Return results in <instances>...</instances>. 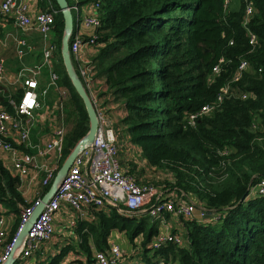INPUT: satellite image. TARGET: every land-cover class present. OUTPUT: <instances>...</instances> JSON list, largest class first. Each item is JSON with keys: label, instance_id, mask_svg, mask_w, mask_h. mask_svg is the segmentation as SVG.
I'll use <instances>...</instances> for the list:
<instances>
[{"label": "trees", "instance_id": "trees-1", "mask_svg": "<svg viewBox=\"0 0 264 264\" xmlns=\"http://www.w3.org/2000/svg\"><path fill=\"white\" fill-rule=\"evenodd\" d=\"M82 2L99 3L102 24L93 62L97 76L106 80L101 91L105 103L119 102L125 111L115 125L119 151L127 143L138 146L151 166L171 172L166 186L198 197L216 215H180L185 243L154 248L150 242L160 219L150 213L126 214L111 205L91 206V216L78 218L71 227L69 242L46 256L43 247L35 264H61L71 251L85 257V263L77 256L73 262L93 264L95 249L109 252L114 230L124 231L132 243L142 236L138 253L123 254L117 264H264V193L253 190L264 178V0H238L228 10L224 0ZM248 2L254 6L248 28L257 34L255 44L243 24ZM41 4L58 9L55 62L60 84L70 93L66 157L88 132L90 118L62 57L63 12L56 0ZM222 57V70L215 73ZM243 59L249 66L234 82L240 94L226 96L189 124V114L216 100ZM15 91L10 95L0 86V102L12 112L10 99H19L22 92ZM126 169L138 182L140 172ZM20 184L0 159V202L17 216L9 239L18 230L23 207L32 203Z\"/></svg>", "mask_w": 264, "mask_h": 264}, {"label": "built area", "instance_id": "built-area-1", "mask_svg": "<svg viewBox=\"0 0 264 264\" xmlns=\"http://www.w3.org/2000/svg\"><path fill=\"white\" fill-rule=\"evenodd\" d=\"M232 0H224L226 10L231 8ZM70 4V3H69ZM70 7L74 14V28L70 35V53L74 67L80 76L85 88L89 92L98 115V127L92 141L85 143L73 164L65 176L60 181L56 192L45 203L41 213L33 222L32 227L25 235L23 242L14 251L17 264H28V259L35 256L42 246L49 241L55 230V215L64 204L80 211L85 215L91 206L111 205L120 211L129 214L139 213L143 205L149 201L153 202L149 208L150 214L159 218L166 211L172 212L176 216L185 217L206 215L209 210L202 206L199 201L189 200L185 192L181 196L164 193L153 183H139L121 164L119 158V146L117 143V133L114 121L107 114L104 106V97L101 95L102 89L97 88L95 79L97 69L93 59H89L84 54V46L96 48L98 44L97 28L101 26L102 19L99 12V3H92L93 12L83 13L80 0H74ZM58 9L49 5L44 9L31 13L30 4L26 0H0V13L12 16L21 31V35L15 38L17 52L22 57L26 52L27 32L36 28L42 35L44 47L40 62L34 65H23L19 71L18 84L16 90L21 89L19 99L12 97L10 104L14 112L10 111L0 102V150L11 153L17 171L21 175L27 174V166L30 164L45 171L43 179L44 185L51 186L55 178L59 164H51L50 161L40 163L38 155L46 156L49 153L63 155L64 141L67 133L65 124V112L57 116L55 123L52 124V138L44 146L39 147L37 154L24 152L19 154V145L27 146L31 144V123L36 116V111L46 105V97L50 90L57 94L58 101L63 107L67 95V89L60 84V73L56 69L54 55L57 43L54 41L55 14ZM254 12L251 2L246 4L243 24L248 28V24ZM75 18L79 21L75 26ZM249 41L255 44L257 34L248 28ZM225 58L213 67L215 73L222 70V63ZM249 63L246 59L241 60L232 78L227 82L223 91L212 103L204 104L199 110L189 114L188 123L194 125L196 119L220 106L226 96L230 94H240L239 87L234 86ZM43 70L47 72L45 84L41 86V76ZM5 73V60L0 57V81ZM243 97L249 93L241 92ZM57 101V102H58ZM59 109L60 106L58 105ZM253 190L264 193V178L254 186ZM44 195V194H43ZM43 195L32 200L30 205L23 207L21 220L15 235L9 239L7 228L4 227V219L0 218V264H3L14 250L17 236L22 226L30 219L36 206L42 201ZM124 207V208H123ZM165 222V220H161ZM152 245L159 248L168 242L178 244L185 243V237L181 232L159 231L155 236ZM123 256L120 244L113 242L109 252L96 250L94 252V264H117ZM160 264H169L161 261Z\"/></svg>", "mask_w": 264, "mask_h": 264}, {"label": "crops", "instance_id": "crops-1", "mask_svg": "<svg viewBox=\"0 0 264 264\" xmlns=\"http://www.w3.org/2000/svg\"><path fill=\"white\" fill-rule=\"evenodd\" d=\"M26 1L30 4L31 13L33 14H35L37 11L44 9V6L41 4V0H26ZM237 1L238 0H232L231 8L237 6L238 4ZM80 5H81V9L83 13L94 11L93 8L91 7L92 2H86V3L82 2L80 3ZM78 24H79V21L76 20L75 18V26H78ZM20 35H21V31L16 25L14 17L3 15L0 13V57H3L5 60V73H4L3 79L0 81V86H2L6 91H8L10 95L14 94V92H16L15 90L20 88L18 84L19 82L18 75H19V71L21 67L23 65H34L40 62L42 58L43 47H44V41H43V37L41 33L36 28H32L26 34V37H27V46L25 48L26 52L21 57L19 53L17 52V46H16V41H15V38ZM96 52H97L96 48H92L91 46H87V45L84 46V54L87 58L93 59L94 56L96 55ZM46 77H47V72L43 70V73L41 76V86L45 84ZM105 81L106 80L104 77L97 76V78L95 79L97 88L102 89V91L106 90L107 87H106ZM103 97L105 100V96ZM47 98H49V101ZM45 100H46V107H42L36 111V116L31 123V127H30L31 144L28 146H27L28 143L21 145V146L19 145V148H18L19 154H23L24 152H30L33 154L35 153L37 154L39 147L44 146L46 142L52 138V135H53L52 124H54L55 120L58 119L57 117L52 116V114L57 113V109H59L57 105L58 98H57L56 92L51 89L48 97H46ZM3 105H5L8 108L6 104H3ZM104 106L107 110V114L114 121V124L116 125V123H118L120 118L123 117L125 114V111L122 108L121 104L119 102H110L106 104L104 101ZM126 143L127 142H125V144ZM136 155H140L141 159H145L142 156L141 149L138 146L127 143L126 147H124V149L121 148L119 151V158H120L122 166L124 168H128L130 166L135 167L137 164L133 162V159L136 157ZM65 158L66 157L64 156V149H63L62 156H58L56 153H49L46 156L38 155V161L40 163L48 160L50 161L51 164H59L60 167L62 163L64 162ZM0 159L3 160L4 164L8 167V169L11 171L13 175L20 177V180H21L20 188L25 198L28 201H32L38 196H41L48 191L49 189V188L47 189L48 186L44 185L43 183L45 171L42 168L40 167L36 168L29 164L27 166V170H28L27 174L21 175L17 171L15 162H14V159L11 153H6L3 150H0ZM147 164H145L144 162L143 165H147ZM147 166H149V164ZM134 170H136L137 174L139 173L137 172V169H134ZM141 172H140L141 175H139L138 177L140 181L138 180V182H149V179L146 177L145 173L143 171ZM160 188L163 189L161 186ZM162 191L166 194L169 193L170 195H176V196L182 195L181 193H178L176 190L167 191L163 189ZM188 199L199 201L198 197H193V196L192 197L190 196ZM167 212H170V211L164 212L161 217L157 218L160 220L164 219L166 222V224L162 221L160 222V228L158 232L159 231L170 232L172 231L171 228H173V231H178L179 230L178 227L183 230L184 227L182 226V223L181 224L174 223L173 225L172 221L168 220L171 216L173 217L176 215L170 212L171 213L170 217H167L166 215ZM123 213H126V212H123ZM142 213H145V211H143ZM142 213H135V214L140 215ZM126 214H129V213H126ZM90 216H91V213H89L88 210L85 215H82L80 211H77L74 208L64 204L62 208L60 209V211H58L55 215V222H54L55 230H54V234L52 238L57 233L58 225L60 224L61 221H63V223H65L66 226H69L70 227L69 229L71 230V227L74 224H76V220L78 218L80 217L88 218ZM0 218L4 219L3 225L5 228H7V231L9 233L8 235L10 236V232L16 223L17 216L3 202H0ZM69 229H66V230H69ZM71 232L69 233V236L72 234ZM66 233L68 232L66 231ZM155 236L150 242L151 246H153L152 243L154 239L156 238ZM52 238L50 240H52ZM137 238H136V242L132 243L124 231L114 230L111 236V243L116 242L120 244L123 254L124 253L134 254V253H138V249L140 248ZM136 243H137V246L135 247ZM61 244H62V241L59 240L57 247H59ZM44 245H46V243ZM43 247L44 246H42V248ZM50 247L51 245H47V247L46 246L44 247V250L46 251L44 256H46L47 254L55 253L59 249V248H55L54 246L52 248ZM2 248L3 246L0 245V250H2ZM96 250L97 249H95L94 252ZM71 252L67 255V257L63 259L61 264H78V262L76 261L73 262V259L76 256L79 258H82L85 263V257H83L82 253H77V252L71 253ZM36 260H37V254L28 259V264H35Z\"/></svg>", "mask_w": 264, "mask_h": 264}, {"label": "water", "instance_id": "water-1", "mask_svg": "<svg viewBox=\"0 0 264 264\" xmlns=\"http://www.w3.org/2000/svg\"><path fill=\"white\" fill-rule=\"evenodd\" d=\"M63 12L64 20H65V30L62 37V45H61V53L64 60V64L66 67V70L68 72L69 77L72 80L73 85L75 86L77 92L80 94V96L83 98L89 118H90V127L88 132L76 143V145L71 149V151L66 156L64 162L62 163L61 167L59 168L55 178L52 181L51 186L49 187L48 191L43 195L42 201L36 206L33 214L31 215L30 219L22 226V229L20 230L15 245L14 250L10 254L9 258L3 263V264H16V257L14 254V251L18 246L21 245L23 242V239L25 235L28 233L30 228L32 227L33 222L36 220V218L41 213L45 203L51 198V196L56 192L57 187L62 180V178L65 176L67 171L69 170L70 166L73 164L76 156L78 155L81 147L94 139L95 132L98 127V115L96 107L94 106V103L91 99V96L87 89L85 88L80 76L78 75L73 61L72 56L70 53V35L74 28V14L70 7L68 0H56ZM216 215L215 211H209L206 215L202 216L199 215L198 212L196 214V217L198 218H209Z\"/></svg>", "mask_w": 264, "mask_h": 264}, {"label": "rangeland", "instance_id": "rangeland-1", "mask_svg": "<svg viewBox=\"0 0 264 264\" xmlns=\"http://www.w3.org/2000/svg\"><path fill=\"white\" fill-rule=\"evenodd\" d=\"M58 47V46H57ZM57 51V50H56ZM56 51H55V55H56ZM55 55H54V61H55ZM55 66H56V62H55ZM57 69V68H56ZM67 95L70 96V93L69 91H67ZM17 99V98H16ZM48 101H49V98H47ZM69 102V98L66 99V102L65 104L63 105V107H61L59 101L57 103V105L60 106V109H57V113H54L52 114V116H60L63 114V112H65V107L67 105V103ZM43 107H46V105H44ZM65 118H66V113H65ZM59 120V119H58ZM136 159V160H135ZM133 162H135L137 165L134 167V169H137V172H141L143 171L146 175V177L149 179V182L150 183H153L154 185H156L159 190H160V186L164 189V190H173V189H170V186H166V181L167 179L171 180L172 179V174L171 172L167 171L165 168L163 167H156V166H151L145 159H141L140 158V155H136V157L133 159ZM145 162V164H149V166L147 165H143ZM146 168V170H145ZM135 173H136V170H135ZM142 173V172H141ZM143 175V174H142ZM142 177V176H141ZM175 192V191H174ZM153 202H149L147 201L143 207L141 208V211L139 213H142L143 211H145V213H150L149 211V208L150 206L152 205ZM168 220L172 221L173 225L174 223L177 224H181V216H171ZM70 227L69 226H66L65 223H63V221L60 222V224L58 225V231L57 233L55 234V236L52 238V240H49L48 242H46V245H44V247L47 245H51L50 248H52L53 246L55 248H59L60 246L64 245V244H67L69 242L68 240V237L69 236V233L71 232V230L69 229ZM66 229H69V230H66ZM178 231L177 232H184L181 228L178 227ZM171 230L173 231V228H171ZM66 231L68 233H66ZM72 233V232H71ZM61 238V239H59ZM58 240V241H56ZM59 240L62 241V244L57 247L58 245V242ZM138 242H139V245L142 241V236H139L137 238ZM136 247V246H135ZM134 247V248H135ZM153 247V246H152ZM72 253V252H71ZM125 254V253H124ZM125 255H128V254H125ZM138 257V255H137Z\"/></svg>", "mask_w": 264, "mask_h": 264}]
</instances>
